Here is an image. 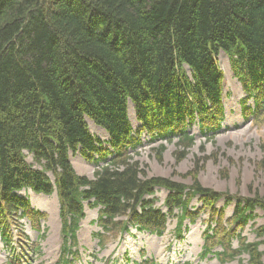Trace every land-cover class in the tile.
<instances>
[{"label":"trees","instance_id":"16d2710c","mask_svg":"<svg viewBox=\"0 0 264 264\" xmlns=\"http://www.w3.org/2000/svg\"><path fill=\"white\" fill-rule=\"evenodd\" d=\"M221 53L246 96L244 118L264 116V0H0V241L13 259L15 238L28 239L20 221L40 230L45 217L32 193L57 194L64 236L75 244L85 204L100 208L98 237L130 227L160 234L178 211L182 240L184 223L200 216L190 208L196 197L212 216L219 201L235 202L232 219L217 210L204 257L220 247L216 256L264 264L262 242L235 232L264 214V199L149 177L130 155L147 136L177 140L182 160L193 126L205 136L222 129ZM72 156L97 167L94 179L76 172ZM158 190L168 192L167 212L155 208Z\"/></svg>","mask_w":264,"mask_h":264},{"label":"rangeland","instance_id":"374dc122","mask_svg":"<svg viewBox=\"0 0 264 264\" xmlns=\"http://www.w3.org/2000/svg\"><path fill=\"white\" fill-rule=\"evenodd\" d=\"M218 63L224 72L226 109L222 129L213 136H205L197 126H193L190 133L195 137L194 146L185 151L182 160L179 158L183 148L177 140L151 143L147 136L143 137L142 146L130 155L140 162L149 177L170 179L188 188L197 180L202 187L220 194L264 199V116L244 118L241 101L246 96L234 76L231 61L221 53ZM130 118L136 124L132 108ZM89 126L95 135L106 139L103 130L91 122ZM161 146L165 147L162 154ZM71 158L79 175L94 179L96 166L79 156ZM167 196V191L158 190L155 208L167 212ZM30 197L32 204L45 213V217L40 221V230L28 221H20L21 230L28 239L23 243L18 240L19 236L15 238L14 245L18 248L21 245L17 255L20 259L15 261L16 264H63L65 261H68L66 264H249L248 255L234 259L216 256L223 253L220 247L211 256L204 257L205 249L212 247V243L207 244L204 240L208 227L219 229L213 221L217 210L223 211V219H232L235 202L227 205L225 200L219 201L214 208L215 216H212L211 209L204 208L200 197H196L190 208L200 216L194 219V223H184L182 240L176 236L180 216L177 211L173 218L168 219L167 226L160 234L130 227L129 232L121 236L116 233L102 234L99 237L103 242L97 236L104 231L99 223L100 208L85 204V215L79 222L75 244V241L64 236L58 196L44 197L30 193ZM255 214V221L243 228H236L235 232L248 243L262 242L260 250L264 252V237L260 238L257 232L259 228L264 229V214L261 210ZM65 247L72 249V252L65 253ZM233 247H238L236 240ZM34 248H38L37 251L33 252ZM11 255V250L0 241V264H12Z\"/></svg>","mask_w":264,"mask_h":264}]
</instances>
